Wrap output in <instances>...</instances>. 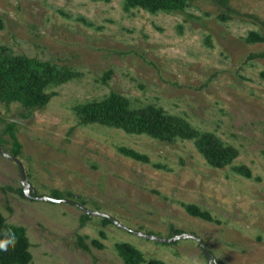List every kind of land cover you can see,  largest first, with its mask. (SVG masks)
<instances>
[{
    "label": "rangeland",
    "instance_id": "obj_1",
    "mask_svg": "<svg viewBox=\"0 0 264 264\" xmlns=\"http://www.w3.org/2000/svg\"><path fill=\"white\" fill-rule=\"evenodd\" d=\"M124 1L0 0L3 54L71 75L40 105L0 99V214L24 228L29 264H124L119 243L165 264H264V39L250 40L264 38V0L159 12ZM111 93L237 155L217 167L192 140L81 121L78 104Z\"/></svg>",
    "mask_w": 264,
    "mask_h": 264
},
{
    "label": "trees",
    "instance_id": "obj_2",
    "mask_svg": "<svg viewBox=\"0 0 264 264\" xmlns=\"http://www.w3.org/2000/svg\"><path fill=\"white\" fill-rule=\"evenodd\" d=\"M193 0H125V8L143 7L151 12L180 9ZM258 34L251 35V41H262ZM62 68L50 63H41L23 57H11L0 49V99L20 101L23 105H40L48 100L45 88L69 80ZM76 114L84 123H98L124 130L127 133L146 134L166 142L188 139L213 166L221 167L236 155L234 147L225 144L215 134L201 132L181 118L166 113L154 105L133 107L126 97L111 93L101 100L78 104ZM119 151L138 161L148 163L147 155L133 150L119 148ZM238 171L250 175L249 170L239 166ZM187 211L197 217L209 220L206 213L187 206ZM29 240L23 227L8 225L0 214V264H29L32 255ZM118 255L124 264H165L160 260H146L142 253L126 243L116 245Z\"/></svg>",
    "mask_w": 264,
    "mask_h": 264
},
{
    "label": "water",
    "instance_id": "obj_3",
    "mask_svg": "<svg viewBox=\"0 0 264 264\" xmlns=\"http://www.w3.org/2000/svg\"><path fill=\"white\" fill-rule=\"evenodd\" d=\"M14 161L19 166L21 181L22 182H25L26 179H25L24 170H23V166H22L21 162L19 160H17V159H14ZM26 194H27V192H26ZM49 200H51V201H58V202L61 201V200H55V199H49ZM164 241H170V240H164ZM199 244L201 246V249L203 251V254H205L208 258H210L211 257L210 254L206 251V249L204 248V246H203V244H202L201 241H199Z\"/></svg>",
    "mask_w": 264,
    "mask_h": 264
}]
</instances>
